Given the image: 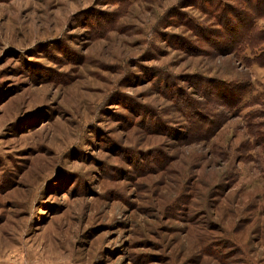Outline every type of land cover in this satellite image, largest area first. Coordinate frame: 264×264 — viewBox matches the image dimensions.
<instances>
[{"label":"rangeland","instance_id":"rangeland-1","mask_svg":"<svg viewBox=\"0 0 264 264\" xmlns=\"http://www.w3.org/2000/svg\"><path fill=\"white\" fill-rule=\"evenodd\" d=\"M263 34L245 0H0V264H264Z\"/></svg>","mask_w":264,"mask_h":264},{"label":"trees","instance_id":"trees-1","mask_svg":"<svg viewBox=\"0 0 264 264\" xmlns=\"http://www.w3.org/2000/svg\"><path fill=\"white\" fill-rule=\"evenodd\" d=\"M245 2H247L248 3V5H249V7L251 8V10H252V12H253V14H254V16H255V18L257 19V18H259V17H262V16H264L263 15V13H262V10L261 9H259V6H261V5H263L264 4V0H245ZM255 3L256 4H258L259 6H257V5H255ZM263 3V4H262ZM263 9H264V7H263ZM263 12H264V10H263ZM240 17H243V15L242 16H240V15H237V19H239ZM254 19V17H252V18H249V20L251 21H255V20H253ZM244 21V20H243ZM227 24H228V22L225 24V26H227ZM249 27V34L248 35H252L253 33V31L252 30H250V26H248ZM251 31V32H250ZM237 35H239V34H234V36H233V38L234 39H236L235 37H238ZM260 39V38H259ZM251 40V39H250ZM260 41H262V42H264V34L262 35V38L260 39Z\"/></svg>","mask_w":264,"mask_h":264}]
</instances>
